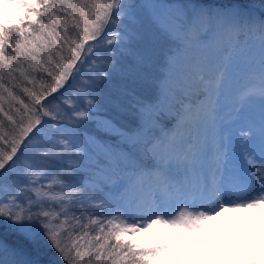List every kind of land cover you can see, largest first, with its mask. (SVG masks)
Wrapping results in <instances>:
<instances>
[{
	"label": "snow or ice",
	"instance_id": "1",
	"mask_svg": "<svg viewBox=\"0 0 264 264\" xmlns=\"http://www.w3.org/2000/svg\"><path fill=\"white\" fill-rule=\"evenodd\" d=\"M253 210L264 0H0V264H174ZM248 239L225 264H264Z\"/></svg>",
	"mask_w": 264,
	"mask_h": 264
},
{
	"label": "rangeland",
	"instance_id": "2",
	"mask_svg": "<svg viewBox=\"0 0 264 264\" xmlns=\"http://www.w3.org/2000/svg\"><path fill=\"white\" fill-rule=\"evenodd\" d=\"M155 227L158 231H167L159 226ZM211 229L207 234L190 235L189 243L181 245L173 257L174 264H203L206 256H214V264H225V258L230 254L249 251V229L256 236L264 234V214L255 210L250 213L226 212L211 222ZM147 235L153 237L150 244L164 240V237L156 236L154 232ZM224 247H227L229 252L223 251Z\"/></svg>",
	"mask_w": 264,
	"mask_h": 264
},
{
	"label": "trees",
	"instance_id": "3",
	"mask_svg": "<svg viewBox=\"0 0 264 264\" xmlns=\"http://www.w3.org/2000/svg\"><path fill=\"white\" fill-rule=\"evenodd\" d=\"M168 2H171V0H168ZM241 2L246 3V4L247 3H255L258 5L260 3V0H241ZM114 87H115V85L110 86L109 88H106V90H111V88H114ZM103 114L104 113H102V115ZM108 114H111V112H109ZM166 126H170V124H166ZM84 130L88 131L89 133L98 135L101 138H106V137H104V134L102 132L96 131L94 124L89 123L88 125L85 126ZM13 179H14V177H9L7 182L10 183ZM38 258L40 259L41 264H51L52 261L57 259L56 254L54 252H52L51 250H42L39 253Z\"/></svg>",
	"mask_w": 264,
	"mask_h": 264
}]
</instances>
